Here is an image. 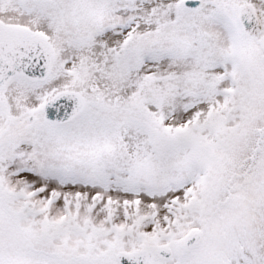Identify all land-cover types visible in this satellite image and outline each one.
<instances>
[{
	"label": "snow or ice",
	"instance_id": "6c2138e0",
	"mask_svg": "<svg viewBox=\"0 0 264 264\" xmlns=\"http://www.w3.org/2000/svg\"><path fill=\"white\" fill-rule=\"evenodd\" d=\"M0 264H264V0H0Z\"/></svg>",
	"mask_w": 264,
	"mask_h": 264
}]
</instances>
